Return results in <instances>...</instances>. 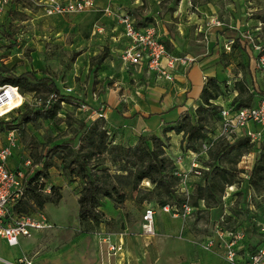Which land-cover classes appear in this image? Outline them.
Listing matches in <instances>:
<instances>
[{"label": "rangeland", "instance_id": "374dc122", "mask_svg": "<svg viewBox=\"0 0 264 264\" xmlns=\"http://www.w3.org/2000/svg\"><path fill=\"white\" fill-rule=\"evenodd\" d=\"M43 1L16 0V9L10 11L8 20L1 18L0 66L4 65L15 73L33 71L38 77H51L62 92L70 97L72 104L63 102L56 119H40L16 127L18 141L9 158L11 168L24 165L27 159L36 161L41 153H46L53 145L73 137L78 120L91 123L99 119L102 123L100 112L92 113L89 97L96 98L98 94L100 98L106 91L127 87L126 82L129 80L123 77L124 69L118 53L114 48L111 49L112 53L110 51V44L115 45L110 35L105 37L104 33L95 32L96 23L105 28L110 27L108 21H99L103 11L97 10L108 5L128 9L138 24H154L158 30L164 31L168 47H178L177 51L181 55H190L195 59L193 64L204 60L209 53L216 52L214 63L219 65L218 73H223V77L217 74L213 76L220 83L218 103L232 99L234 90L244 83L251 88L255 83L258 90H264V79L260 72L258 75L249 66L247 44L240 41L243 37L236 25L229 27L232 20L225 13L226 10L236 11L244 20L252 19L251 23L240 20L241 26L252 29L256 36L259 34L264 39V0H195V4L193 0H95V9L60 15H49ZM214 19L224 21L217 27H225L228 31L216 35L212 31L216 25ZM231 39L235 42L229 50ZM250 53L252 58L257 54L256 51ZM226 68L227 71H224ZM205 77L204 82L211 76ZM250 93L244 89L242 100L249 101ZM49 100L51 94L43 88L27 94L29 107L47 104ZM201 102L199 100L198 103ZM196 109L189 112L195 114ZM210 125H214L213 120H210ZM8 130L0 129V146L6 143ZM173 137L170 142L163 135L168 149L171 143L176 144V160L181 157L184 166L188 165L190 154L191 163H198L196 167L190 163L193 170L188 173V181L195 187L205 184V172L209 168L212 175L221 177L223 189L208 196L201 208L182 217L185 212L183 203L176 201L177 215L174 211H164L160 208L157 192H150L151 184L141 182L139 188L134 190L130 184L132 178H129V183L128 179L122 178L120 180L127 193L124 204L116 207L111 198H104L101 207L105 214L103 221L99 224L93 221L82 223L79 219L78 196L83 181L63 171L61 160L55 157L56 169H50V176L44 180L42 189L47 199L42 212L54 227L22 236L17 246H10L1 239L0 264H12L21 256L32 259L34 264H101L105 247L100 243V238L104 232L125 233L124 247L114 257L115 264H222L216 250L203 248L207 237L216 233L217 226L226 231L242 224L246 226V237L252 243L261 241L264 238L261 230L253 232L252 226L249 232L248 228L254 221H258L257 226L260 222L264 224V184L246 191L244 179L260 157L264 140L259 146L244 143L240 135L232 140L217 139L212 145L207 140H199L196 142L198 150L193 151L184 149L182 133L173 132ZM80 143L76 137V147ZM227 143L231 145L230 152L224 157L220 154L216 156ZM241 143L240 148H237ZM170 149L173 152L174 149ZM101 158L104 159L101 167L111 172L118 171L119 163H113L109 154L105 153ZM34 163L28 167L29 173L36 172L37 166ZM196 169L200 173H195ZM181 171L187 170L182 168ZM221 171L224 173L221 174ZM223 175L227 178H222ZM178 177L176 189L181 180ZM227 181L234 182L231 188ZM52 186L56 190H51ZM59 194L62 198L58 202L52 201ZM176 195L185 197L182 193ZM193 197L186 200V203L191 204ZM163 199L175 202L168 195H164ZM150 202L156 206L157 214L154 232L148 233L142 224L143 213Z\"/></svg>", "mask_w": 264, "mask_h": 264}, {"label": "trees", "instance_id": "16d2710c", "mask_svg": "<svg viewBox=\"0 0 264 264\" xmlns=\"http://www.w3.org/2000/svg\"><path fill=\"white\" fill-rule=\"evenodd\" d=\"M15 1L12 2L8 9V14L4 17L7 20L10 11L16 9ZM193 3L195 4V0H193ZM165 44L169 48L167 42ZM0 81L18 85L21 91L26 94L43 88L50 94L56 95L55 99L51 100L50 103L41 106L29 107V103L26 101L17 110L0 118L1 130L24 126L40 119H56L63 102L72 104L70 97L62 92L57 83L47 75L38 77L33 71L15 73L10 68L2 65L0 66ZM219 89L220 83L218 79L210 77L205 82L201 93L202 102L199 103L195 114L185 113L175 124L165 127L163 135L167 136V132L171 131H175L178 134L182 133L184 149L197 151L196 142L199 140L208 141L216 133L220 119L219 107L221 103L217 101ZM244 89L249 90V85L241 84L239 89H237L238 95L229 103L241 106L250 104L252 100L254 101L255 94L252 91H250L249 101L242 100L241 96ZM9 117L12 119H9ZM210 120H213L214 125H210ZM109 135L104 119H102V123H100L99 119H95L91 123L85 120H78L73 137L53 145L46 153H41L36 161H33V163L35 162L34 165H37L36 172L29 174L25 192L15 205V209L18 212L31 214L44 209L47 199L42 193V189L44 190L43 182L49 178L50 169L56 164L55 157L61 160L60 167L63 171L72 178H80L83 181L78 196L79 219L82 223L93 221L95 224H99L103 221L105 214L101 207L104 198H111L116 207L124 204L127 200V193L121 183L120 179L122 178L128 179V183L129 178H132L130 184L134 190L139 188L141 182L149 181L152 185L150 192H157L161 206L167 203L176 206V201L180 204L186 202L185 197L180 198L176 195L180 193L179 187L175 188L176 181L179 179L176 171L181 170V168L177 166L175 159L167 154L166 141L162 136L156 134L150 136L141 135L135 145H125L114 143ZM76 137L81 141L78 147L74 144ZM242 137L244 138L242 139L244 143L259 146V144L253 143L249 137ZM242 144L238 145L237 148H240ZM230 147L231 145L227 143L220 148L216 156L219 154L223 157L226 156L230 152ZM105 153L110 155L113 163H119L118 171L111 172L109 169L101 167L104 160L101 156ZM210 170L209 168L205 172V184L195 187L189 181L193 189L191 197L194 196V200L191 205L194 209L201 208L208 196L214 195L218 189H223L220 175H212ZM223 173L221 171V174ZM222 178L226 179L227 177L223 175ZM244 180L246 181V191L252 187L256 188L264 184V149ZM228 182V186L234 184L232 181L231 183ZM51 190H56V187L52 186ZM164 195L174 198L175 202L172 203L170 199H163ZM61 198L62 195L59 194L52 201L58 202ZM256 222L258 221H254L251 227H247L249 232H251L253 227V232L259 231L260 227L256 225ZM241 227H243L242 224L236 228ZM260 243L261 241L259 240L252 243L249 237L244 240L247 251L255 250Z\"/></svg>", "mask_w": 264, "mask_h": 264}, {"label": "built area", "instance_id": "2783aa9c", "mask_svg": "<svg viewBox=\"0 0 264 264\" xmlns=\"http://www.w3.org/2000/svg\"><path fill=\"white\" fill-rule=\"evenodd\" d=\"M13 1L15 0H0V24L3 23L1 18L4 19L8 14V9ZM43 2L49 15L91 10L95 9L96 6L95 0H44ZM97 10H102L104 15L111 16L117 21L118 29L114 30V34H120L116 38L118 41H122V46L119 47V57L126 66L139 67L146 65L148 70L155 72L159 78L172 81L174 70L178 64L190 65L195 60L190 56L178 55L170 51L161 39L158 28L154 24L139 25L130 11L112 5ZM214 21L216 25L223 24L221 20L214 19ZM105 30V26L95 25V32L104 33ZM242 37L257 52L254 57L256 68L264 79V40L251 32L242 34ZM234 42V39L229 41V50ZM204 78L206 79L205 76ZM253 88L250 91L256 95L257 92ZM258 92V99L248 105L220 104V119L216 133L208 140L210 145L217 139L232 140L239 135L249 137L256 144L264 139V92ZM55 96V94H51V100L55 99ZM26 101L27 94L23 93L18 85L0 81V118L17 110ZM99 116H104V113H99ZM252 124H254V127ZM7 133L6 143L0 146V237L10 246H17L20 244L22 236H28L32 231L52 228L54 224L49 221L42 211L31 214L18 212L15 209V205L25 192L30 174L28 167L33 165V160L27 159L24 165L15 168L10 167L8 161L17 146L18 130L17 128H11ZM179 160L182 161L181 158ZM192 166L196 167V163H193ZM192 170L191 167L184 172L181 170L176 171V174L181 178L179 192L185 196L186 200L190 199L193 193L188 181V173ZM195 172L200 173V170L196 169ZM146 182L150 185L149 181ZM232 186H229V188ZM183 206L185 212L182 213V217H187L194 210V207L186 202ZM160 208L167 212L174 211L175 215L178 213V208L169 203L160 206ZM156 213L155 206L149 203L143 213V228L148 233L154 232ZM258 226L264 236V224L260 222ZM218 227L215 230V235L210 236L211 238L204 242V249H212L215 236H218L224 246L223 255L229 264H264V238L255 250L244 253V240L247 236L246 227L226 231L218 229ZM100 243L104 245L105 251H103V254L107 256V260H103L101 264H111V257L123 249L122 242L115 241L110 233H103ZM13 264H34V261L27 256H21Z\"/></svg>", "mask_w": 264, "mask_h": 264}, {"label": "crops", "instance_id": "0c3cea01", "mask_svg": "<svg viewBox=\"0 0 264 264\" xmlns=\"http://www.w3.org/2000/svg\"><path fill=\"white\" fill-rule=\"evenodd\" d=\"M124 10L129 11L128 9ZM226 11L225 13L228 14L230 16V19L232 20V23H229V27H233L234 25H236V28L238 29V31H240L241 36L242 34L248 32H251L255 35V33L251 31L252 29L241 26L240 20L246 22V18L244 20L241 15L239 17V14L236 11ZM100 20L109 22L110 27L106 28L104 36L106 37L107 35H110L111 40L115 44L114 46L110 44V51L112 53L111 49L116 48L118 59H120L119 47L122 46V41H118L116 39L120 34H114V30L118 29V23L116 24L117 21L113 17L104 14L99 19V21ZM251 20L252 19H250V21H247V23H251ZM114 22L115 24H113ZM223 22L224 21H222V23ZM217 26L219 25H215V27L212 29V31H215L216 35L218 32L224 34L228 31V29L225 27L221 28ZM159 34L164 43L167 42V39L164 36V31L162 32L161 30H159ZM211 36L212 35H210V37ZM257 36H259V34ZM240 41L242 43L245 42L243 44H247V50L249 51L250 55V68L258 72L256 68V61L254 58H252V54L250 53V51L254 53L255 50H253V48H251L252 46L246 42V39L241 38ZM168 49L178 55H181L177 51L178 47ZM184 55L190 56L188 54ZM215 55H217V53L213 51L212 53H209L204 60L195 62L194 64H178L174 70V79L172 81L159 78L155 72L148 70L146 65H142L139 67H128L124 63H122V68L124 69L123 77H125L124 79L129 80L126 82L127 87H118L117 90L115 89L112 91H106L105 93L101 94L100 98L98 94H96V98H94L93 96L89 97L88 102L90 107L92 106V113H104V116L102 117L105 120V126L108 129V133L111 135L110 137L114 143L135 145L140 139L141 135L150 136L156 134L163 137L162 133L165 127L175 124L184 116L185 113H190L189 111L197 108V106L199 105L198 102L199 100H201V93L205 85L203 76L208 75L213 77L217 74V76L223 77V73H218L219 65L214 63L216 62ZM207 64H209L208 68H206ZM224 71H227V68ZM258 75H260L259 72ZM240 76L241 74H239V77ZM253 79H255V77H253ZM253 87L252 88L257 92L255 95V100H257L259 95L258 91L260 90H258L257 84L255 83ZM252 88L249 85V91ZM234 91L235 92L232 96V99L238 95V90L235 89ZM260 92L263 93L264 90ZM232 99L226 100L225 102L227 103H222L228 104L232 101ZM173 132L175 134H178L175 131L167 132V137L171 140L170 142H172V140L174 139ZM171 145L169 147H172V149L174 150L172 152L170 148L168 149L166 147L167 154L171 155L175 159L176 164L177 166H179V168H185L186 170H189L191 168L190 163L192 161V157L190 156V154L187 153L188 157L190 158L188 159L189 164L184 166V162L181 157L179 158H181L182 161L176 160V157L178 156L176 155L177 147H174L176 146V144L171 143ZM8 162L9 164H11L10 160ZM193 163L198 164L196 161H194ZM193 163H191V165H193ZM21 165L22 164H19V166ZM52 168L56 169L55 167ZM110 234L115 241H121L124 247V232ZM215 237L216 238L212 249L216 250L217 258L222 262V264H229L223 255L224 246L221 243V239L218 236ZM209 238L211 237L208 236L207 240ZM1 239L2 238L0 237V240ZM243 249H245L244 253H247L246 246H244ZM119 252L120 251H118L117 254ZM116 255L111 257V264H115L114 257ZM244 257H246V255H244ZM104 260H107V256L105 255Z\"/></svg>", "mask_w": 264, "mask_h": 264}, {"label": "bare ground", "instance_id": "6f19581e", "mask_svg": "<svg viewBox=\"0 0 264 264\" xmlns=\"http://www.w3.org/2000/svg\"><path fill=\"white\" fill-rule=\"evenodd\" d=\"M13 264V262H11Z\"/></svg>", "mask_w": 264, "mask_h": 264}]
</instances>
